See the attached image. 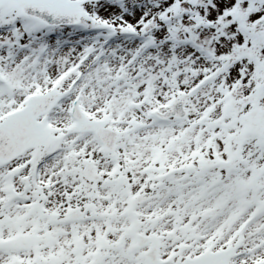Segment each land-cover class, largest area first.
<instances>
[{
  "label": "snow or ice",
  "instance_id": "snow-or-ice-1",
  "mask_svg": "<svg viewBox=\"0 0 264 264\" xmlns=\"http://www.w3.org/2000/svg\"><path fill=\"white\" fill-rule=\"evenodd\" d=\"M0 264H264V0H0Z\"/></svg>",
  "mask_w": 264,
  "mask_h": 264
}]
</instances>
